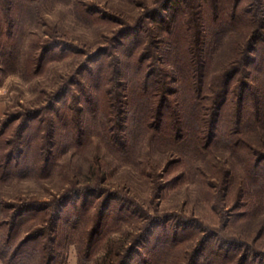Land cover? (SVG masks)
I'll list each match as a JSON object with an SVG mask.
<instances>
[{
	"label": "trees",
	"instance_id": "16d2710c",
	"mask_svg": "<svg viewBox=\"0 0 264 264\" xmlns=\"http://www.w3.org/2000/svg\"><path fill=\"white\" fill-rule=\"evenodd\" d=\"M40 1L0 0V57L12 54L23 41L24 21L32 17ZM73 3L80 8L79 1ZM154 4L140 14L152 23L147 34L130 42L128 51L96 73H79L83 78L76 95L79 105L58 111L37 104L23 111L22 117L18 115L22 118L18 147L12 150L4 149L10 143L2 138L9 125L0 133V181L22 172L40 180L50 177L59 166L53 162V149L60 144L62 132L71 134L65 140L68 147L80 149L89 145L84 138L94 126L95 145H101L85 168L71 172L77 178L74 184L62 170L63 186L48 200L28 197L3 206L11 212V231L5 232L9 246L20 229L36 234L16 244V251L45 238L48 246L39 247L37 254L47 257L50 264L61 215L73 197L81 198L72 212L77 223L99 213L97 205L91 206V198L114 200L123 195L136 210L117 216L109 227L101 220L96 229H119L122 224L147 228L138 234L126 232L128 245L106 239L108 231L104 232V244L93 260V264H123L130 245L151 236L161 213L146 214L141 224L137 221L138 190L128 181H111L117 168L111 169L110 163L116 161L137 170L131 184L151 196L162 177L159 171L166 175L174 168L179 185L197 180L205 207L213 203L216 209L221 203L222 209L232 203L244 208L243 215L230 218L229 224L234 220L245 224L264 211V0H155ZM86 9H79L81 16L82 11L88 17L94 15ZM151 33L154 38L149 43ZM151 43L155 55L148 57L145 51ZM150 57L154 61L148 65ZM42 61L26 56L25 71L31 73V67L40 63L38 75ZM114 79L111 93L107 88ZM43 114L45 119L30 127ZM254 232L249 242L213 233L216 249L202 264H264V249L256 247L263 240L264 228ZM180 238L176 231L160 234L156 238L159 248L147 251L149 258L143 264H164L158 258L163 250L177 256L174 263L181 264L186 251L181 250L185 239ZM198 256H190L188 264H198Z\"/></svg>",
	"mask_w": 264,
	"mask_h": 264
},
{
	"label": "rangeland",
	"instance_id": "374dc122",
	"mask_svg": "<svg viewBox=\"0 0 264 264\" xmlns=\"http://www.w3.org/2000/svg\"><path fill=\"white\" fill-rule=\"evenodd\" d=\"M75 1L80 2L81 9H86L87 6L86 10L93 12L94 15L88 17L82 11L81 16L80 8L73 3ZM154 3L155 0L40 1L38 6L32 9L33 19L37 16L33 24L32 17L28 19L29 22L27 19L24 21L23 29H27V33L23 41L16 45L12 54L0 57V133L9 125L2 138L7 137L6 140L8 139L10 143L4 146V149L12 150L18 147L17 134H20L18 129L22 119L19 116L26 109L37 107L38 104L41 108L54 106V110L63 111L68 107L79 105L76 95H78V84L83 80L79 73H83V76L87 75L88 70L96 73L100 67L109 65L114 57L120 56L125 50L128 51L130 42L147 34L152 28V23L140 14L145 7L152 8ZM34 35L39 37V43ZM153 38L154 34L149 43ZM31 43L33 49L32 46L29 48ZM145 52L148 57L155 55L152 43ZM26 56H31L35 62L43 60L38 75L36 71L40 63L31 67V73L25 71ZM152 60L153 58H148V65ZM115 85V79L109 80L108 91L112 93L111 90ZM45 117L46 114H43L39 119L33 120L30 127L38 121H43ZM13 119L16 120L11 122ZM14 131L16 135L9 136ZM61 134L60 144L53 149V157L56 158L53 162L59 166L52 169L50 177L40 180L22 172L0 181V239L4 237L0 241V264L49 263L47 257L37 254L39 247L40 250H44L48 246L45 238H38L18 251L15 250L16 244L20 245L26 238L36 235L30 229L24 231L20 229L18 236L13 235L11 238L10 246L5 242L6 230L11 231L9 229L11 212L4 207L13 200L18 201L28 197L48 200L51 194L61 189L66 173L70 174L68 181L74 184L77 178L71 172L77 168H85L88 158L101 146L95 145L93 136L97 133L94 126L84 138L89 145L80 149L73 150L68 147V143L65 144V140L71 134L66 135L63 132ZM110 166L111 169L117 168L111 179L112 182L128 181V185L138 190L136 201L140 214L136 219L140 224L144 222L146 214L154 215L157 211L161 213L159 218L161 220L156 222L158 224H153L151 236L147 239L141 238L138 243L130 245L131 250L123 257V264H143L149 258L147 251H152L155 247L159 248L160 243L156 238L166 231L172 233L176 231L180 239H185L181 250L186 252L183 253L185 257L181 264H188L190 256L198 254V264H202L216 249L217 240L213 233L218 232L219 235L223 234L228 238L239 237L249 242L255 236L254 231L264 228L261 227L264 225V211H260V214L252 217L245 224L239 223V220L229 224L230 218L243 215L244 208L237 209L232 203L222 209H220L221 203L217 204L216 209L213 208L215 206L213 203L205 207L198 181L185 185L177 184L174 179L179 172L173 171L174 168L166 175H162L163 172L159 171V176L162 177L158 178V189L155 195L151 196L142 190L140 193L138 185L131 184L136 180L134 173L137 170L124 165L121 161L111 162ZM146 197L151 200L149 204L146 202ZM124 200L123 195L114 200H109V197H101L98 200L91 198L89 200L91 206L97 205L99 213L91 215L89 221L80 219V222L75 223L74 215L72 216L73 206L80 205L81 198L73 197L61 215L60 229L55 243L56 253L53 254L50 264H93L104 244L102 241L104 232L108 231L106 239L108 237L109 240L115 241L114 243L123 242L126 245L130 244L126 239V232L134 234L144 232L147 226L143 229H130L124 224L119 229H96L97 223L101 220L109 227L117 216L136 210L132 207V203ZM93 210L95 209L90 208L88 211ZM98 216L99 220H97ZM256 247L258 250L264 249V237ZM182 252L180 251V254ZM165 253L163 250L158 258L164 264H176L174 261L177 256ZM156 255L154 253V257Z\"/></svg>",
	"mask_w": 264,
	"mask_h": 264
}]
</instances>
